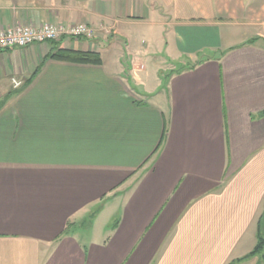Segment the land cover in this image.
Segmentation results:
<instances>
[{"label": "crops", "instance_id": "crops-1", "mask_svg": "<svg viewBox=\"0 0 264 264\" xmlns=\"http://www.w3.org/2000/svg\"><path fill=\"white\" fill-rule=\"evenodd\" d=\"M48 22L94 35L0 50V264H264V0H0Z\"/></svg>", "mask_w": 264, "mask_h": 264}, {"label": "built area", "instance_id": "built-area-1", "mask_svg": "<svg viewBox=\"0 0 264 264\" xmlns=\"http://www.w3.org/2000/svg\"><path fill=\"white\" fill-rule=\"evenodd\" d=\"M94 30L86 23H75L63 25L60 23H44L38 27L28 25H15L12 27L0 28V50L9 47H26L32 43L47 41H60L64 37L74 39H90ZM13 88H19L21 81L11 78Z\"/></svg>", "mask_w": 264, "mask_h": 264}, {"label": "rangeland", "instance_id": "rangeland-1", "mask_svg": "<svg viewBox=\"0 0 264 264\" xmlns=\"http://www.w3.org/2000/svg\"><path fill=\"white\" fill-rule=\"evenodd\" d=\"M126 37L131 42V50L137 54V57L140 59V64L144 66V70L138 69L136 70V78L141 77L143 81H149L150 77L155 78L157 74L159 73V69L162 70V76L161 80L162 82L166 79L167 74L170 72L169 67H165L164 65L166 62H163L161 65V62H159L161 57H164V53L160 52V43L158 42V36H146L144 32V28L140 26H136L134 29H132L129 33L126 34ZM117 40V38H116ZM121 43L123 44V41L119 38ZM148 42V51H146L144 54L140 52V47L142 41ZM137 59V60H139ZM161 67V68H160ZM154 68H156L154 70ZM91 222L86 223L83 227V229L90 228Z\"/></svg>", "mask_w": 264, "mask_h": 264}, {"label": "trees", "instance_id": "trees-1", "mask_svg": "<svg viewBox=\"0 0 264 264\" xmlns=\"http://www.w3.org/2000/svg\"><path fill=\"white\" fill-rule=\"evenodd\" d=\"M54 41H52L53 43ZM50 58L58 59V60H66V61H74L80 63H93L99 64L101 62V57L98 52L92 50H76V49H69L64 47H52L51 51L47 55ZM182 70V68L177 69ZM175 69L169 72L177 71ZM256 237L257 242L253 250L249 253L255 254L261 252L264 246V211L259 215L257 220V230H256ZM240 259H235L227 264H234L235 262L239 261Z\"/></svg>", "mask_w": 264, "mask_h": 264}]
</instances>
